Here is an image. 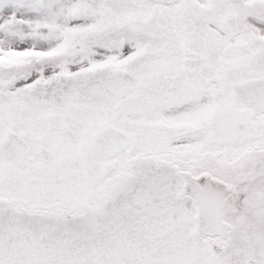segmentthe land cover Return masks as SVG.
I'll list each match as a JSON object with an SVG mask.
<instances>
[{
    "label": "snow or ice",
    "instance_id": "obj_1",
    "mask_svg": "<svg viewBox=\"0 0 264 264\" xmlns=\"http://www.w3.org/2000/svg\"><path fill=\"white\" fill-rule=\"evenodd\" d=\"M0 264H264V0H0Z\"/></svg>",
    "mask_w": 264,
    "mask_h": 264
}]
</instances>
